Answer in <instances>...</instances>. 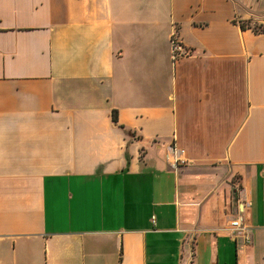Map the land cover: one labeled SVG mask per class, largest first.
<instances>
[{
  "label": "crops",
  "instance_id": "crops-1",
  "mask_svg": "<svg viewBox=\"0 0 264 264\" xmlns=\"http://www.w3.org/2000/svg\"><path fill=\"white\" fill-rule=\"evenodd\" d=\"M0 264H264V0H0Z\"/></svg>",
  "mask_w": 264,
  "mask_h": 264
},
{
  "label": "built area",
  "instance_id": "built-area-1",
  "mask_svg": "<svg viewBox=\"0 0 264 264\" xmlns=\"http://www.w3.org/2000/svg\"><path fill=\"white\" fill-rule=\"evenodd\" d=\"M170 48V58L172 61L181 58L187 54L185 49L174 38H172L170 41ZM168 151L169 153L175 155H181V151H177L173 147L168 148ZM240 213L241 212H238L237 216L232 221H230L229 226L233 233L237 235H242L244 242L248 243L249 238L246 236L247 227L243 225V218Z\"/></svg>",
  "mask_w": 264,
  "mask_h": 264
},
{
  "label": "trees",
  "instance_id": "trees-1",
  "mask_svg": "<svg viewBox=\"0 0 264 264\" xmlns=\"http://www.w3.org/2000/svg\"><path fill=\"white\" fill-rule=\"evenodd\" d=\"M112 119H113L114 122H116V117L114 115H113Z\"/></svg>",
  "mask_w": 264,
  "mask_h": 264
}]
</instances>
